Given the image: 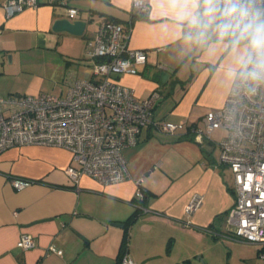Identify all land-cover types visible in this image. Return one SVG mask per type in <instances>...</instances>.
<instances>
[{
  "label": "crops",
  "instance_id": "crops-1",
  "mask_svg": "<svg viewBox=\"0 0 264 264\" xmlns=\"http://www.w3.org/2000/svg\"><path fill=\"white\" fill-rule=\"evenodd\" d=\"M6 1L0 0V97L41 95L33 85L41 66H48L35 60L36 54L58 62L61 75L54 82L66 74L70 78L60 95L54 94L65 97L72 80L92 77L85 46L99 24L131 21L129 45L144 50L147 63L120 81L140 100L159 95L155 122L185 128L182 135L145 128L139 143L124 150L130 178L108 186L83 176L75 187L66 169L76 164L63 148L29 145L2 152L0 264H118L125 224L144 198L148 211L129 227L128 253L136 264H187L202 244L218 239L213 231L222 233L219 238L228 236L227 215L236 201L234 179L228 180L233 174L218 166L215 142L200 145L188 132L225 104L236 78L226 70L232 57L184 40L169 0H143L150 6L147 14L133 9V0H65L80 11L75 20L87 22L82 37L53 31L55 21L68 18L64 5L38 0V7L8 18L2 7ZM14 179L32 183L18 190ZM197 197L200 207L187 215L186 207ZM23 235L34 237V249L17 246ZM251 245L257 247L252 259L261 264L259 247ZM51 246L63 255L47 256Z\"/></svg>",
  "mask_w": 264,
  "mask_h": 264
},
{
  "label": "built area",
  "instance_id": "built-area-1",
  "mask_svg": "<svg viewBox=\"0 0 264 264\" xmlns=\"http://www.w3.org/2000/svg\"><path fill=\"white\" fill-rule=\"evenodd\" d=\"M60 3L70 20L79 17L80 11L64 0H49L53 6ZM2 7L12 18L38 7V0H7ZM132 7L142 14L150 11L143 0H133ZM132 29L131 21L127 25L113 20L99 24L96 35L86 41L92 77L72 80L65 97H0V154L29 145L63 148L76 164L66 169L75 187L83 176L108 186L130 178L124 150L139 143L145 128L153 125L163 133L182 135L184 124L153 120L157 93L140 100L134 89L120 81L126 74L137 75L147 63L145 51L129 45ZM202 124L192 125L188 132L200 145L213 142L217 130L227 131L216 144L220 148L218 166L229 168L234 179L236 201L227 215L228 233L257 245L264 262V84L249 92L245 81L235 78L223 107L208 112ZM12 183L21 190L32 181L14 179ZM201 203L202 198H195L186 214H193ZM17 246L28 251L36 247V241L23 235ZM50 254L62 256L63 251L51 246L47 256ZM120 264L136 263L126 252Z\"/></svg>",
  "mask_w": 264,
  "mask_h": 264
},
{
  "label": "clouds",
  "instance_id": "clouds-1",
  "mask_svg": "<svg viewBox=\"0 0 264 264\" xmlns=\"http://www.w3.org/2000/svg\"><path fill=\"white\" fill-rule=\"evenodd\" d=\"M182 38L232 57L229 75L249 92L264 84V0H169ZM238 66V67H237Z\"/></svg>",
  "mask_w": 264,
  "mask_h": 264
},
{
  "label": "rangeland",
  "instance_id": "rangeland-1",
  "mask_svg": "<svg viewBox=\"0 0 264 264\" xmlns=\"http://www.w3.org/2000/svg\"><path fill=\"white\" fill-rule=\"evenodd\" d=\"M84 56V58L88 59L86 52ZM34 59L42 63H47L46 66L48 67L44 68L45 65H42L41 69L38 70L39 75L33 88L39 90V92H41L40 94L49 92L60 95V88L64 87V85L67 84L65 82L70 78L66 77V74L62 81H59V83L54 82V77H60L61 75V67H58V62L54 56L48 54H36ZM226 135V130H217L212 135L213 142L220 143ZM217 150L216 153L220 157L219 148ZM232 179V177L228 178L230 184L233 183ZM211 241L212 242L202 244V247H200L201 253L191 257L189 259L190 263L187 264H256V260L252 259V257L257 254L256 246L234 238L232 234H229L228 236L226 235L223 238H218L217 240L211 239ZM257 257L259 263L264 264L258 255Z\"/></svg>",
  "mask_w": 264,
  "mask_h": 264
},
{
  "label": "water",
  "instance_id": "water-1",
  "mask_svg": "<svg viewBox=\"0 0 264 264\" xmlns=\"http://www.w3.org/2000/svg\"><path fill=\"white\" fill-rule=\"evenodd\" d=\"M87 28V22L81 20H70L69 18L55 21L53 31L57 33H68L73 36L82 37ZM123 227L124 225H117Z\"/></svg>",
  "mask_w": 264,
  "mask_h": 264
},
{
  "label": "trees",
  "instance_id": "trees-1",
  "mask_svg": "<svg viewBox=\"0 0 264 264\" xmlns=\"http://www.w3.org/2000/svg\"><path fill=\"white\" fill-rule=\"evenodd\" d=\"M60 4L63 5L64 3H60ZM108 20H112V19H108ZM143 200L138 203L136 212L127 220V222L125 224V227H126L125 228V234H124V238L122 241V248H121V251H120L119 257H118V264L121 263L123 256L125 255L126 252H128V245H129L128 242H129V235H130L129 234V227H130V225L133 224V222H135L143 213H145L143 210L146 207L144 206L143 202H145V201H143ZM215 232L213 231V233H215ZM219 234H222V233H219ZM213 236L216 239L219 238L216 235H213Z\"/></svg>",
  "mask_w": 264,
  "mask_h": 264
}]
</instances>
